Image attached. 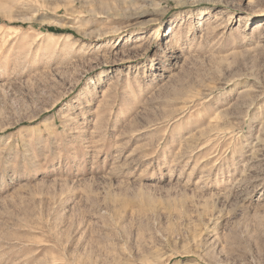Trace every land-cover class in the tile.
Returning <instances> with one entry per match:
<instances>
[{
    "label": "rangeland",
    "instance_id": "rangeland-1",
    "mask_svg": "<svg viewBox=\"0 0 264 264\" xmlns=\"http://www.w3.org/2000/svg\"><path fill=\"white\" fill-rule=\"evenodd\" d=\"M0 264H264V0H0Z\"/></svg>",
    "mask_w": 264,
    "mask_h": 264
},
{
    "label": "bare ground",
    "instance_id": "bare-ground-1",
    "mask_svg": "<svg viewBox=\"0 0 264 264\" xmlns=\"http://www.w3.org/2000/svg\"><path fill=\"white\" fill-rule=\"evenodd\" d=\"M172 36H175V33Z\"/></svg>",
    "mask_w": 264,
    "mask_h": 264
}]
</instances>
